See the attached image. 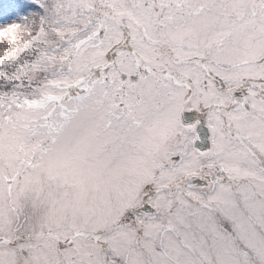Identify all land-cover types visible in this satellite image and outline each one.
I'll return each mask as SVG.
<instances>
[{"label":"snow or ice","instance_id":"6c2138e0","mask_svg":"<svg viewBox=\"0 0 264 264\" xmlns=\"http://www.w3.org/2000/svg\"><path fill=\"white\" fill-rule=\"evenodd\" d=\"M0 264H264V0H0Z\"/></svg>","mask_w":264,"mask_h":264}]
</instances>
